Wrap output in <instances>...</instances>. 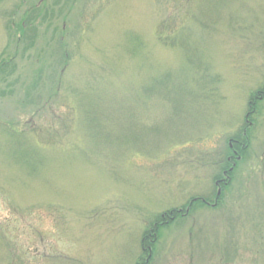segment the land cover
I'll use <instances>...</instances> for the list:
<instances>
[{"label": "rangeland", "instance_id": "1", "mask_svg": "<svg viewBox=\"0 0 264 264\" xmlns=\"http://www.w3.org/2000/svg\"><path fill=\"white\" fill-rule=\"evenodd\" d=\"M0 264H264V0H0Z\"/></svg>", "mask_w": 264, "mask_h": 264}, {"label": "trees", "instance_id": "2", "mask_svg": "<svg viewBox=\"0 0 264 264\" xmlns=\"http://www.w3.org/2000/svg\"><path fill=\"white\" fill-rule=\"evenodd\" d=\"M174 32H175V34H173V36L176 35V30ZM170 76H171V78H170ZM174 83L175 82H174L172 75L164 74V75H161V76L154 78L151 81V86H149L148 90H150L151 92L157 91L163 98L169 99L170 104L172 106V103L173 104H174V102L176 103V93H175V96L172 97L171 94L174 91V89L170 88V86H172ZM171 109H172V107H171ZM242 155H244V154L242 153ZM150 246H152V245H150Z\"/></svg>", "mask_w": 264, "mask_h": 264}, {"label": "flooded vegetation", "instance_id": "3", "mask_svg": "<svg viewBox=\"0 0 264 264\" xmlns=\"http://www.w3.org/2000/svg\"><path fill=\"white\" fill-rule=\"evenodd\" d=\"M243 146V145H242ZM231 150H232V152H233V154H234V158H238V159H241L240 158V156H239V151H237V150H234L233 149V145L231 144ZM238 156V157H237ZM231 159L230 158H228V161H230ZM222 181H218V182H216V186L217 187H220V183H221ZM220 191V188H218V192ZM217 202V201H216ZM203 203H207L208 205H211V203L210 202H207V201H203ZM214 205H217V203H215Z\"/></svg>", "mask_w": 264, "mask_h": 264}]
</instances>
